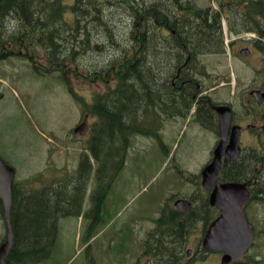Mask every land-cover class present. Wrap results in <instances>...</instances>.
<instances>
[{"label":"trees","instance_id":"1","mask_svg":"<svg viewBox=\"0 0 264 264\" xmlns=\"http://www.w3.org/2000/svg\"><path fill=\"white\" fill-rule=\"evenodd\" d=\"M64 1L0 0V52L9 44L20 48L39 74L51 73L36 65L35 58L41 51L54 72L66 60L77 62L79 56L92 57V64L95 56H107L87 69L86 75L96 78L112 74L115 84H107L105 91L95 93L88 103L76 96L70 82L59 72L82 112L95 118L86 149L96 169L82 153L73 174L52 178L39 188L26 185L42 182L39 176L13 183L10 214L14 242L7 264H41L49 258L59 219L82 214L93 177L98 199L93 206L97 214L92 217V228L99 222L105 197L124 166L131 137L147 136L161 142L163 122L175 115L185 118L189 114L195 86L201 81L186 72L174 79V87L170 83L172 64L176 60L182 62L176 56H183L185 48L192 57L224 53V19L229 36L255 35L249 42L260 53L264 67V0H218L215 9L210 5L199 7L194 0H117L104 4L96 0H71V4ZM68 10L73 21L65 19ZM115 16L125 19L124 37L120 24L112 21ZM8 21L16 24L15 31L11 32ZM206 75L201 67L199 76ZM182 81L184 85L179 86ZM225 167L223 178L234 180ZM212 215L213 210L203 198L188 212L165 206L145 239L143 264L182 261L198 219L203 217L207 224ZM239 264L259 263L245 257Z\"/></svg>","mask_w":264,"mask_h":264},{"label":"rangeland","instance_id":"2","mask_svg":"<svg viewBox=\"0 0 264 264\" xmlns=\"http://www.w3.org/2000/svg\"><path fill=\"white\" fill-rule=\"evenodd\" d=\"M96 1L104 4L117 0ZM194 1L199 7L210 5L215 9L218 0ZM65 3L71 4L72 1L66 0ZM65 19L73 21L69 10ZM112 21L120 24L124 37L125 19L115 16ZM6 24L10 29L14 27V22L8 21ZM225 35L227 43L224 53L197 58L200 70L202 67L208 74L204 78L199 77V80L212 101L233 103L235 110H239L242 97L247 96V91L258 83L253 79L261 66V58L260 53L251 47L247 35L231 33L229 36L228 32ZM244 48L250 50L247 64L237 57ZM18 51L22 50L11 47L7 52L14 53L0 60V159L15 170V182L32 181L39 176L43 182L26 184L39 188L52 176L61 179L67 173L73 174L79 164L80 153L87 152L83 147L88 136L80 138L71 133L81 122L84 113L73 95H69L61 74L70 82L76 96L87 102L92 100L95 93L104 92L107 84L113 86L115 81L112 74L109 77L98 75L96 78L92 74L86 75L87 69L95 67L107 56H95L93 64L92 57L79 56L77 62L66 60L54 72L46 64L41 51L35 58L38 62L36 65L43 72L51 71V74H39L24 56H17ZM101 52H104V48ZM94 119L88 115L90 125ZM160 136L161 142L147 136L131 137L124 166L105 197L99 222L91 228L92 217L97 214L93 206L98 199V194L90 198L94 191L91 182L87 188L89 195L84 204V213L78 217L64 216L59 219L56 241L49 258L41 264L145 262L141 255L144 242L161 209L191 192L195 177L210 161L215 146L213 135L183 120H166ZM243 143L248 149L256 146L264 156V133L259 144L246 139ZM91 163L95 170L94 162ZM197 189L192 192L197 200L194 207L203 198ZM247 213L249 217H245L254 240L246 257L251 262L264 264V204L252 202ZM4 226L0 217V244L4 240ZM201 227V223L196 224L187 240V248L195 250L200 244L203 234ZM89 228L91 237L87 240ZM220 258V254H208L202 258L194 255L187 264H219ZM185 260L184 257L182 262Z\"/></svg>","mask_w":264,"mask_h":264},{"label":"water","instance_id":"3","mask_svg":"<svg viewBox=\"0 0 264 264\" xmlns=\"http://www.w3.org/2000/svg\"><path fill=\"white\" fill-rule=\"evenodd\" d=\"M248 49L240 51L242 57L249 56ZM258 101H264V92L251 91ZM219 120L220 141L213 150V157L209 164L202 170L201 186L209 194V204L217 206L220 215L213 220L206 229L201 240V246L206 253L222 254L219 264H230L241 261L253 242V232L242 213V206L249 201V194L245 184L217 183L218 173L222 162L234 161L239 153V127H231V110L228 106H212ZM88 116L85 115L73 132L85 136L88 131ZM231 128L229 141L226 140ZM15 171L0 159V200L2 203L3 220L5 224V237L0 245V264H7V258L13 247L14 228L11 222L10 210L12 205L11 186ZM190 203L179 199L174 202L173 209L186 212ZM192 250L187 251L189 257ZM181 264V263H179Z\"/></svg>","mask_w":264,"mask_h":264},{"label":"flooded vegetation","instance_id":"4","mask_svg":"<svg viewBox=\"0 0 264 264\" xmlns=\"http://www.w3.org/2000/svg\"><path fill=\"white\" fill-rule=\"evenodd\" d=\"M15 30H16V24L12 28L11 32ZM5 32L6 30L4 28V33ZM5 48H6V51L4 50L5 52L4 51L0 52V60L4 59L6 55L9 56L11 54L7 52V49L10 50L11 45L9 44L8 47ZM184 52L185 53L183 56H177L182 59V62L176 60L175 62H173L174 64H172V66H174L173 68L174 70L170 75V83L172 87L175 86L174 79L175 80L178 79L180 75H185L186 72L193 73V76H195L196 78L199 75L200 68L197 65V58L199 56L192 57L191 54H188L186 48L184 49ZM17 56H28V55H26L22 51H18ZM237 57L241 62L245 64L248 63V59L242 58L240 56ZM186 66L188 69L185 70ZM256 71L257 73L254 76L253 82L258 81V83L254 87L252 86L247 91V96L244 95L242 97L241 99L242 102L238 104L239 110H235L233 103L212 101L209 98V95L202 94L203 92H200L201 85H196L193 94V98L195 100L193 104L194 106L191 109V111H189V114L186 116V118L175 115L167 119V120H183V121H187L188 124L189 123L195 124L199 128V130L206 131L207 134L213 135L215 139L214 144L216 145L220 139L219 124H218L219 120H218V115L216 114L214 109H212L210 102H212L213 106L228 105L231 108V113H232L231 127L238 126L240 129L239 146L241 151L237 159L233 163H230V165L228 164L229 166L225 167L227 173L231 174L229 176L234 180H231L229 177L223 178L222 168L225 165L222 164L220 172L218 173L217 183L235 182L246 185V189L249 194V202L247 203V205L242 207V212L243 215L246 216L247 218L249 217V213H247V209L250 207L252 202L256 201V202H262L264 204V156L261 155V151L258 148H256V146H250L248 149L246 144L243 143L244 140L246 139L248 141L251 140V142L256 141L259 144L260 137L264 133V113H263L264 101H258L249 94L251 90H257L262 93L264 92V67L260 66V68ZM184 83L185 81H182L179 86L184 85ZM179 86H177L178 90H181ZM68 93H70L69 90ZM230 135H231V128L226 137L227 141H229ZM212 151H211V157H212ZM258 157L261 159H258ZM201 181H202V176L200 171L197 174V179L195 180L194 188L191 190V192L188 195H184L182 197L190 201L192 207L194 206V202H195L194 200L195 195H193L192 192L196 189V187L200 189V190L197 189L199 194H201L202 197L207 202L209 201L208 194L202 192ZM211 209L213 210V215H212V220H213L219 216V209L217 207H212ZM201 216H204V214H201ZM200 221L203 224L201 228L202 231L204 232V229L207 226L204 227L203 217H200L198 219V223H200Z\"/></svg>","mask_w":264,"mask_h":264},{"label":"bare ground","instance_id":"5","mask_svg":"<svg viewBox=\"0 0 264 264\" xmlns=\"http://www.w3.org/2000/svg\"><path fill=\"white\" fill-rule=\"evenodd\" d=\"M155 19V18H154ZM152 28V27H151ZM177 57V56H176ZM178 62V61H177Z\"/></svg>","mask_w":264,"mask_h":264}]
</instances>
